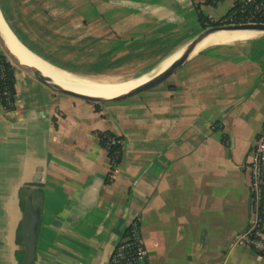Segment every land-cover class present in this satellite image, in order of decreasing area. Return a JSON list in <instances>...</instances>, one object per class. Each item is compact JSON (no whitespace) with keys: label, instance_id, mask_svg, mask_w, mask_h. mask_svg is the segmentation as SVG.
Listing matches in <instances>:
<instances>
[{"label":"crops","instance_id":"0c3cea01","mask_svg":"<svg viewBox=\"0 0 264 264\" xmlns=\"http://www.w3.org/2000/svg\"><path fill=\"white\" fill-rule=\"evenodd\" d=\"M210 1L76 0L74 28L84 54L114 56L89 65L153 53L158 63L203 30L197 9L218 21L245 0ZM51 2L40 7L53 12ZM253 37L205 48L131 101L55 93L13 65L14 108L0 102V264H26L27 198L39 211L31 264H108L135 219L146 250L135 264H264L235 243L249 221V162L264 123V33ZM25 41L47 62L42 55L80 62ZM98 132L122 139L112 171Z\"/></svg>","mask_w":264,"mask_h":264},{"label":"rangeland","instance_id":"374dc122","mask_svg":"<svg viewBox=\"0 0 264 264\" xmlns=\"http://www.w3.org/2000/svg\"><path fill=\"white\" fill-rule=\"evenodd\" d=\"M9 3L11 4V0H0L1 10L11 28L24 41L27 37L29 42L36 45L38 49L42 50L47 55L62 59H75L81 57L80 62L75 64L83 69L89 64L88 62L97 60V58L101 61H107V59L111 60L114 57L113 55L93 57L82 52L84 44L87 45L88 43L85 42L86 40H83V31H80L76 27L74 28V24L78 17L76 13V0H69L66 7L64 3L53 0V3L51 2V5H53L51 8L53 12H49L46 8H41V0H18V3H12L13 8H11ZM31 5H38L39 8H35L34 12H31L29 10ZM12 9L14 14L12 13ZM0 21L3 22L1 14ZM31 43L29 44L32 46ZM158 54L153 53L148 55V60L134 58L127 61L124 60L123 57L121 61L115 60L114 63L104 66L99 71H75L74 73L91 78L118 76L124 79H136L139 78V76L141 77L152 72L150 69L151 66L157 63V61L152 62V59L155 57L158 58V60L162 58L161 55ZM120 57H122V55ZM191 58H193V56L185 63ZM168 79L170 78L167 77L164 82L168 83L166 82ZM138 96L139 95H136L133 96L134 98H125L119 101H131V99H137Z\"/></svg>","mask_w":264,"mask_h":264},{"label":"bare ground","instance_id":"6f19581e","mask_svg":"<svg viewBox=\"0 0 264 264\" xmlns=\"http://www.w3.org/2000/svg\"><path fill=\"white\" fill-rule=\"evenodd\" d=\"M4 22L0 21V38L10 55H12L16 60V66H18L16 67L17 69L24 72L23 68L35 67L41 71V73L44 74L51 83L56 84L61 88L101 99H108L124 94L137 85L151 79L155 75L165 70L182 54L186 48V45H184L182 48L172 52L164 60L161 59V62L159 61L153 67H151L150 69L152 72L141 77L139 76V78L136 79H124L118 76H101L98 78H91L79 74L69 73L51 65L36 54L34 55L32 51H30L23 43L18 40L11 29H8L9 26L6 22V24ZM259 33L260 32L253 30L217 31L210 33L195 45L189 57L198 54L209 46L230 44L239 40L249 39Z\"/></svg>","mask_w":264,"mask_h":264},{"label":"built area","instance_id":"2783aa9c","mask_svg":"<svg viewBox=\"0 0 264 264\" xmlns=\"http://www.w3.org/2000/svg\"><path fill=\"white\" fill-rule=\"evenodd\" d=\"M263 9V0H245L238 9H235L229 21L231 23H243L242 20L253 22L251 20L256 18ZM236 16H240L239 21L236 20ZM117 145L122 147V139L115 136L109 137L107 151ZM119 151V149L114 150V159ZM117 165L112 167L110 164V170H114ZM249 167V221L244 231L235 238V243L248 247L264 257V123L254 140ZM129 226L127 235L123 236L115 246L108 264H135L145 257L146 250L141 241L138 220H133Z\"/></svg>","mask_w":264,"mask_h":264},{"label":"water","instance_id":"95a60500","mask_svg":"<svg viewBox=\"0 0 264 264\" xmlns=\"http://www.w3.org/2000/svg\"><path fill=\"white\" fill-rule=\"evenodd\" d=\"M3 16V15H2ZM4 18V17H3ZM5 20V19H4ZM6 22V21H5ZM7 23V22H6ZM8 25V24H7ZM9 26V25H8ZM10 28V27H9ZM234 30H253L258 31L260 33H264V22H243V23H229V24H221L215 26H209L204 28L190 43L186 45V48L182 52V54L175 59L165 70L160 72L159 74L155 75L151 79L137 85L136 87L132 88L128 92L108 98V99H101L98 97L86 95L83 93H78L69 89L61 88L56 84L50 82V80L41 73L35 67H26L23 68L24 72L31 74L37 81H39L45 87L51 89L52 91L64 95H68L73 98L93 102V103H102V102H114L125 99L129 96H132L138 92L150 89L157 84L164 81L169 75H171L178 67L182 66L190 57V53L194 49L195 45L205 38L207 35L217 31H234ZM16 36V35H15ZM2 43L3 52L5 56L11 61L12 65L16 66V60L13 58L12 55L6 49L3 41L0 38ZM192 57V56H191ZM53 66L59 67L51 62H48ZM62 70H65L69 73H73L69 70L59 67ZM76 74V73H73ZM39 221V211L33 207L32 199H26V206L23 212V217L21 219V236L23 238V250H24V263L31 264L34 260L35 255V245H36V227Z\"/></svg>","mask_w":264,"mask_h":264},{"label":"trees","instance_id":"16d2710c","mask_svg":"<svg viewBox=\"0 0 264 264\" xmlns=\"http://www.w3.org/2000/svg\"><path fill=\"white\" fill-rule=\"evenodd\" d=\"M210 2H213L212 0ZM242 3H236L232 11H230L224 19L218 20V21H211L205 17L199 9H197V17L200 22L201 28H206L208 26H215V25H221V24H229L231 21H229V17L234 14L235 9H238ZM240 16H236V20L239 21ZM243 22L245 20H242ZM251 21L253 22H264V9L261 11V13ZM15 35L17 33L13 31ZM23 42L24 44L27 43L25 42L19 35H17ZM42 55V54H41ZM46 58H48L53 64L69 69L71 72H93V71H99L101 70L105 63L104 62H92L90 65L88 64L84 69L81 67H78L75 63L72 62H65V61H58L51 59L48 56L42 55ZM14 96H15V67L10 63V61L7 59V57L0 52V102L3 105V107L6 110H12L14 108ZM98 138H99V143L101 146L106 148L107 150V140L109 137L115 136L110 132H98L97 133ZM117 137V136H115ZM120 138V137H117ZM119 149V154L117 157L114 159V150ZM108 157L110 160L111 166H115L119 164L120 162V157H121V147L120 146H114L110 148L108 151ZM130 229V226L127 227L125 230L123 236H126L128 231Z\"/></svg>","mask_w":264,"mask_h":264}]
</instances>
